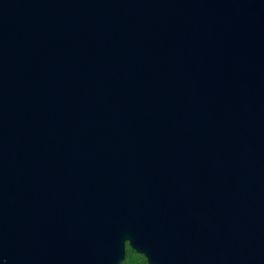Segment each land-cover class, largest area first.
I'll list each match as a JSON object with an SVG mask.
<instances>
[{"label": "water", "instance_id": "1", "mask_svg": "<svg viewBox=\"0 0 264 264\" xmlns=\"http://www.w3.org/2000/svg\"><path fill=\"white\" fill-rule=\"evenodd\" d=\"M264 264V0H0V264Z\"/></svg>", "mask_w": 264, "mask_h": 264}, {"label": "trees", "instance_id": "2", "mask_svg": "<svg viewBox=\"0 0 264 264\" xmlns=\"http://www.w3.org/2000/svg\"><path fill=\"white\" fill-rule=\"evenodd\" d=\"M122 264H148L147 258L135 251L129 244L126 247V257Z\"/></svg>", "mask_w": 264, "mask_h": 264}]
</instances>
